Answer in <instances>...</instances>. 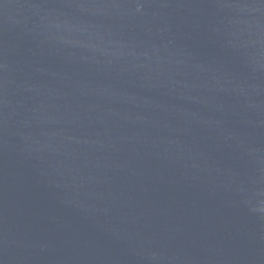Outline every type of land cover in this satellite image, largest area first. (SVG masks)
Returning <instances> with one entry per match:
<instances>
[{"label":"water","instance_id":"water-1","mask_svg":"<svg viewBox=\"0 0 264 264\" xmlns=\"http://www.w3.org/2000/svg\"><path fill=\"white\" fill-rule=\"evenodd\" d=\"M0 264H264V0H0Z\"/></svg>","mask_w":264,"mask_h":264}]
</instances>
